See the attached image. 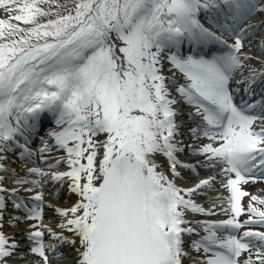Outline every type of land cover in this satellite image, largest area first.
<instances>
[{
  "label": "snow or ice",
  "instance_id": "6c2138e0",
  "mask_svg": "<svg viewBox=\"0 0 264 264\" xmlns=\"http://www.w3.org/2000/svg\"><path fill=\"white\" fill-rule=\"evenodd\" d=\"M42 2L46 0H0V7L9 13V19H0V141H12L34 130L30 121L45 111L55 116L58 125H67L50 135L59 147L66 148L71 170L54 174L53 179L70 178V191L81 197L72 208L57 209L59 215L71 213L73 217L61 227L79 238L78 264H181L185 255L181 233L192 230L181 228L187 221L178 207L194 212L204 209L179 195L181 191L190 195L195 189L177 188L163 172L156 171L159 165L152 159L162 153L173 175H179L174 153L183 149L173 143L178 135L172 108L176 101L168 98L160 54L185 40L197 45L220 40L200 23L201 10L216 9L225 21L231 20L226 27L235 36V44L227 55L197 59L173 53L168 59L190 81L178 91L196 105L209 126L204 135L222 141L218 147L208 144L201 151L228 165L224 171L235 173L236 179H229L227 186L232 211L239 216L240 198L248 193L237 185L246 183V176L264 171V128H252L258 117L234 102L228 85L231 73L242 66L236 53L249 34L248 28L239 25L254 11L264 9H257L255 0H205L203 4L200 0H78L74 15L70 12L41 24L37 18L48 15L38 6ZM14 12L19 14L11 15ZM11 20L33 27L21 28ZM211 128L219 131L210 134ZM101 134H106L105 140L93 139ZM70 140L75 141L73 147L67 146ZM98 147L104 152L97 166ZM208 183L201 181L197 188ZM33 199L42 201V196ZM258 202L264 204V200ZM16 207L25 208L27 219H41L38 205L29 209L21 201ZM249 211L264 223V212L251 206ZM221 226L242 225L233 219L214 225ZM48 231L62 243H75ZM43 236L34 231L28 240L34 241L31 252L47 262L46 247L56 249L45 246ZM243 236L254 237L262 242L257 247L264 249V233L249 231ZM203 240L206 252L214 246L222 249L206 264H238L237 258L250 243L235 235L220 239L215 232ZM6 243L0 233V259L12 254ZM258 258L264 264V253ZM244 264L254 262L249 259Z\"/></svg>",
  "mask_w": 264,
  "mask_h": 264
},
{
  "label": "bare ground",
  "instance_id": "6f19581e",
  "mask_svg": "<svg viewBox=\"0 0 264 264\" xmlns=\"http://www.w3.org/2000/svg\"><path fill=\"white\" fill-rule=\"evenodd\" d=\"M204 3V2H203ZM215 10L216 9H212V12L215 14ZM216 11H218V10H216ZM205 10H201V12L199 13V14H205ZM220 12V11H219ZM199 17V16H198ZM264 20H262V22H263ZM250 23H251V21H250ZM248 25V23L245 25V26H247ZM250 25V24H249ZM258 25H259V23H258ZM244 26V27H245ZM244 27H242V28H244ZM249 33H252V32H249ZM248 35H250V34H248ZM263 34H260V33H256V34H254V36L253 37H251L250 38V41L252 42V44H254L255 46H254V49H258V48H261V44L262 43H264V36H262ZM113 39H114V37H113ZM250 51H252L250 48H249V50L248 51H246V52H250ZM262 51V50H261ZM263 52V55H260V57L259 58H262L263 56H264V51H262ZM253 53H255L254 51H253ZM252 52H250L249 54V57L251 58V59H253V61L252 62H254L256 65H258L257 64V61H261V59H257V58H254L253 56H254V54H253ZM249 70L251 71V74H249L250 76H254V75H256L258 72H259V70H260V68L259 67H253V68H250L249 67ZM264 73V72H263ZM245 74V72H239V74H238V77H237V79H239V77H241L242 75H244ZM262 74V73H261ZM261 74H259V76H261L262 77V79L261 80H263L264 79V75H261ZM168 79V78H167ZM179 80H180V78H179ZM174 82L177 84V83H181L180 81H178V79L177 78H174ZM173 94V93H172ZM185 103H187V101H185ZM175 113H176V116L177 117H179L180 115H179V112L178 111H176L175 110ZM189 115V114H188ZM181 116H183V115H181ZM184 119V120H183ZM186 119H188V117L187 116H185V118H184V116L183 117H179L178 118V120H174V122L176 123V126H177V129H179L178 130V135L180 134V132L182 133V131H183V129H185L186 128V130H189L190 128V125L188 124V122H187V120ZM180 120H183V121H181V122H179ZM177 135V136H178ZM45 147V146H44ZM179 148L181 149V145H179ZM49 153H50V151H48ZM103 152H104V149L102 148V154H103ZM102 156V158H103V155H101ZM154 156V158H155V162L159 165V167L156 169V171H158L159 169H161V168H163V166H162V162L161 161H158V160H163L164 161V158H163V156L162 155H160V153H156V154H154L153 155ZM196 159H199V160H201V161H203V160H205V158L203 157V156H197V157H192L191 159H189L190 161H192V165H196L197 164V161H195ZM102 159L100 158V160L98 159V161H97V165H99V162L101 161ZM68 162V161H67ZM21 165H13V167H15V168H17V167H20ZM22 167V166H21ZM182 168H184V170H182V171H180L179 172V175L178 176H181V178L180 179H187L188 180V183L187 184H185V181L183 180V181H180L179 180V178L178 179H176V175H173L172 174V176H170V178H169V181H171L177 188H180V189H190V188H192V187H195V191H197V190H203V191H205L206 189H211L213 186H214V184H212V181L210 180H208L207 178H200V177H195V176H189V174H187L189 171H188V169L187 168H185V167H182ZM71 169V168H70ZM46 174V172H44V173H42V175L44 176ZM21 175V174H20ZM17 177H21V176H19V174H17ZM31 178H33V177H31ZM213 179L212 180H215V179H217L218 178V175H214L213 177H212ZM205 180H207V181H209V183L208 184H205V185H201V187H199V188H197V185L198 184H201V181H205ZM53 183H58V186L59 187H61V189H63V191L65 192V194L71 199V201L72 202H70L69 203V205H68V207H69V209L70 208H72L73 206H75L74 204H75V202H79L80 201V197H79V195L77 194V193H75V192H70V193H67V191H70V186L72 185V180L71 179H67L66 178V180H65V183L64 182H62V184H61V182L59 183V181H56V180H54V179H52L51 180V183H50V185L49 186H51V184H53ZM64 184V185H63ZM248 184H253V183H248ZM184 185H189V187H186V186H184ZM46 188V185H45V187H44V189ZM251 189H252V187L251 188H249L248 189V192L250 193V191H251ZM181 193L182 194H184V192L183 191H181ZM216 193V192H215ZM220 193V192H219ZM216 195V194H215ZM222 196H224V199H221L220 201H228V199H229V197H228V195H227V193L225 194V195H222ZM216 198L217 197H221V195L220 196H215ZM255 197H257L259 200H261V199H264V190H263V193H261L260 195H258V196H255ZM227 199V200H226ZM196 201H199L202 205H209L212 201H210V200H204V197H201V198H199L198 200H196ZM217 201H219V200H217ZM225 207H228V202H226V205L223 207V209H225ZM250 206H248V208H249ZM56 209H59V210H63V208L60 206V204L58 203V202H56V201H52V206H50V209H49V211L47 212V213H49V215H50V217H59L60 215L59 214H57V212L55 211ZM259 211H261V212H264V210H259ZM229 213H232V210H230L229 211ZM80 213H77V215H79ZM72 216V215H71ZM253 217H259V216H256V215H252ZM70 218H72V217H70ZM69 218V219H70ZM260 218V217H259ZM261 219V218H260ZM4 223H6V222H4ZM4 225V224H3ZM23 225H25V226H22V227H20L21 228V230H20V232H18V233H15V232H13V231H9V232H6L5 234H3L4 236H7V235H9L10 233H11V238H13V239H15V240H20L21 238H23L24 237V235H23V233H22V231L24 230L25 231V229H26V223H23ZM50 226L48 225L47 227H45V231H47L48 232V234H50L49 233V228ZM262 230H264V228H261ZM0 230H2V231H4L3 229H2V227L0 228ZM67 230V228H61L60 230H59V232L61 233V234H63V235H60V236H63V237H67L69 240H73V241H75V243H69V242H63L64 243V245H63V250H61V251H67V250H69L70 249V251H69V254H66L65 253V255H69V259H71V261L72 262H78V260H79V255H78V249H80L81 248V245H80V241H79V238L78 237H76L73 233L71 234V235H68L67 236V234H69V232L70 231H68ZM25 232H28V231H25ZM52 236V235H51ZM56 243H58L57 245H56ZM56 243L54 242V243H52L51 245H54L55 246V248H58V247H60V244L62 243L61 241H59V240H57L56 241ZM68 247V249L66 250V248ZM73 248V249H72ZM60 252V251H59ZM67 259V258H66ZM192 263L194 262V261H191ZM56 264H61V262H58V263H56Z\"/></svg>",
  "mask_w": 264,
  "mask_h": 264
},
{
  "label": "rangeland",
  "instance_id": "374dc122",
  "mask_svg": "<svg viewBox=\"0 0 264 264\" xmlns=\"http://www.w3.org/2000/svg\"><path fill=\"white\" fill-rule=\"evenodd\" d=\"M201 1H202V4H203L204 0H201ZM260 1L264 2V0H255V4L259 3ZM58 2L64 3L66 5V7L68 8V10L63 12L61 7L58 5ZM77 2H78V0H46V2L40 3L38 6L41 9H43V11L47 12L48 15L39 16L37 18V23L46 24L49 20L57 19L58 16H66V15H68L70 11H74V14H75V7H76ZM210 11H212V9L207 10L208 13ZM216 12L220 13L219 11H216ZM16 14H19V13L14 12L11 15H16ZM210 16L214 17L213 14H211ZM0 19H9V13L6 12L5 9L2 8V7H0ZM11 23L16 24L19 27L25 28V29L33 27L32 24H25V23H23L21 21H16V20H11ZM113 37H114V40H116L115 39V34H113ZM116 41L120 43V41H118V40H116ZM33 43H35V41H33ZM13 123H15V121H13ZM153 159L155 160V158H153ZM158 161H161V160H158ZM162 166L164 167V169L166 171L171 169L170 165L166 164L165 162H164V164L162 163ZM165 174H166V177H169L168 173L165 172ZM245 201L246 202L249 201V199L247 198L246 195H245ZM53 223L54 224H56V223L65 224V221L63 219H56Z\"/></svg>",
  "mask_w": 264,
  "mask_h": 264
}]
</instances>
